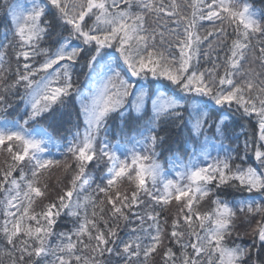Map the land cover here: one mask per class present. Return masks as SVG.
Masks as SVG:
<instances>
[{"label": "snow or ice", "instance_id": "snow-or-ice-1", "mask_svg": "<svg viewBox=\"0 0 264 264\" xmlns=\"http://www.w3.org/2000/svg\"><path fill=\"white\" fill-rule=\"evenodd\" d=\"M0 264H264V3L0 0Z\"/></svg>", "mask_w": 264, "mask_h": 264}, {"label": "trees", "instance_id": "trees-1", "mask_svg": "<svg viewBox=\"0 0 264 264\" xmlns=\"http://www.w3.org/2000/svg\"><path fill=\"white\" fill-rule=\"evenodd\" d=\"M254 2L259 5L261 3H264V0H254ZM213 155H215V153H213Z\"/></svg>", "mask_w": 264, "mask_h": 264}]
</instances>
